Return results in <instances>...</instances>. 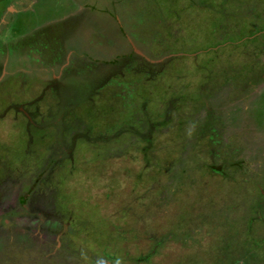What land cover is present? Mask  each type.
<instances>
[{
    "label": "rangeland",
    "instance_id": "1",
    "mask_svg": "<svg viewBox=\"0 0 264 264\" xmlns=\"http://www.w3.org/2000/svg\"><path fill=\"white\" fill-rule=\"evenodd\" d=\"M0 63V264H264V0H0Z\"/></svg>",
    "mask_w": 264,
    "mask_h": 264
},
{
    "label": "flooded vegetation",
    "instance_id": "2",
    "mask_svg": "<svg viewBox=\"0 0 264 264\" xmlns=\"http://www.w3.org/2000/svg\"><path fill=\"white\" fill-rule=\"evenodd\" d=\"M62 21H65V18H63ZM61 22V21H59ZM80 34V32H78ZM85 34V33H84ZM46 38V37H45ZM83 39V38H82ZM48 39L46 38L45 40H43L44 43H48ZM57 43V42H55ZM65 42H59V44H57L58 46H56V48H54L57 52H60L59 56L58 57H54V58H48V56H44V55H38L37 56V53L33 56L34 59H32V53L31 55L29 56V58H27V56H21L19 54V57L18 59H16V61H19L20 64H24L27 66V68H17V71L14 70L15 72H11V71H6V70H9L10 67L6 66L7 68H5V71L3 74H10L11 76L13 75V77H16L17 74H19V76L21 77V74H23L25 77H30L29 80H35L37 81V86L35 88L38 89V94H36L35 96H33V101L34 100H37L39 97H45V96H50V95H59L61 96L62 94L59 93V90L61 87H63L65 84H66V81H67V77L68 76H72V75H68L66 73V70H67V67L69 65L72 64L73 60L70 59V54L69 56L65 53L64 56L62 57L63 58V62H61V64H59L58 66H56L60 61V55L61 53L63 54V45H64ZM131 48H133V46H131ZM133 50V49H132ZM39 54V53H38ZM61 58V59H62ZM28 61V62H27ZM33 62L32 63V66L29 67L30 65V62ZM1 64V63H0ZM53 67H56L57 68V71L56 74H52L50 76V79L52 81H49V79H46L44 77H42L41 73L44 72L47 68L48 69H52ZM2 66L0 67V72L2 70ZM15 69V68H14ZM19 70H22L23 73L21 72H18ZM40 70L39 73H37V71ZM62 72V74L60 73ZM14 73V74H13ZM57 73H59V75H57ZM63 73H65L63 75ZM34 76L35 78H31V76ZM68 75V76H67ZM54 76L56 78H54ZM73 78L75 76H72ZM22 78V77H21ZM37 78V79H36ZM1 80V79H0ZM32 98V97H31ZM16 108H18V106H16ZM20 108V107H19ZM24 113H26V115H29L28 112L26 110H24ZM14 208V207H13ZM11 208V209H13ZM22 216V215H21Z\"/></svg>",
    "mask_w": 264,
    "mask_h": 264
},
{
    "label": "crops",
    "instance_id": "3",
    "mask_svg": "<svg viewBox=\"0 0 264 264\" xmlns=\"http://www.w3.org/2000/svg\"><path fill=\"white\" fill-rule=\"evenodd\" d=\"M232 85H230V87H231Z\"/></svg>",
    "mask_w": 264,
    "mask_h": 264
}]
</instances>
